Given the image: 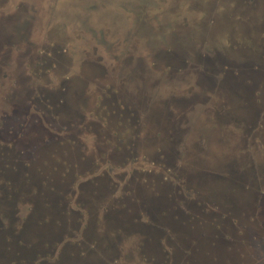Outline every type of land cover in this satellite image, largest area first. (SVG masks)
<instances>
[{"label": "rangeland", "instance_id": "374dc122", "mask_svg": "<svg viewBox=\"0 0 264 264\" xmlns=\"http://www.w3.org/2000/svg\"><path fill=\"white\" fill-rule=\"evenodd\" d=\"M0 25V32L11 27L26 46L35 44V53L52 49L47 67H37L48 59L43 56L32 63L17 56L16 72L56 68L86 85L89 101L96 97L91 80L108 71L111 81L130 86L131 97L140 92L157 101L177 97L180 109L188 105L182 98H194L193 133L185 136L189 147L180 146L179 160L171 154L158 170L168 180L155 184L159 196L146 193L147 211H141V219L133 218L144 202L143 194V202L140 196L130 201L129 218L142 226L152 221L165 224L164 233L169 242L173 240L166 243L170 260L161 264H264V0H0ZM165 56L169 59L163 63ZM200 63L207 66L193 72ZM205 72L209 77L203 76ZM196 78L202 86H195ZM90 104L95 107L93 101ZM112 126L93 125L95 131L86 130L84 144L75 147L35 151L31 178L50 176V168L65 162L79 165V181L98 176L102 186L108 185L110 175L131 167L140 172L155 169L147 161L151 157L144 158L146 152L131 167H120L124 154L117 138L123 136L122 131L112 136L105 130ZM108 143L118 148L110 161L103 159ZM89 170L91 176L85 174ZM171 177L180 185L184 181L185 195L182 191L175 199ZM114 215L128 218L120 211ZM139 238L118 239L121 253L110 263L159 264L138 256ZM149 242L142 251L155 256L157 244ZM93 257L89 258L96 261ZM60 261L54 264L80 262L76 254Z\"/></svg>", "mask_w": 264, "mask_h": 264}, {"label": "flooded vegetation", "instance_id": "af4514ba", "mask_svg": "<svg viewBox=\"0 0 264 264\" xmlns=\"http://www.w3.org/2000/svg\"><path fill=\"white\" fill-rule=\"evenodd\" d=\"M8 14L6 12V17ZM0 33V264H54L56 260L62 262L74 254L80 261L78 264H111L110 260L117 262L116 253H121L116 241L132 235L140 237L138 256L146 258L144 262L161 264L164 260H170L165 224L154 225L152 221L142 226L132 220L137 216L141 219V211H147L146 193L150 197L160 195L156 185L159 180L163 183L168 177L158 170L164 168L166 159L174 154L175 161L179 160L182 154L180 146L184 145L185 150L189 147L185 136L193 133L190 120H194L195 99L182 98L188 105L180 109L177 97L157 101L141 92L138 97H131L130 86L122 84L120 80L111 81L108 71L106 76L102 74L91 80L96 94L94 100H90L96 108L92 107L85 92L86 85H80L77 79L56 68L45 70L53 56L51 47L35 53V44L34 48H31V43L26 46L11 27H6ZM62 55L66 56V51ZM17 56L31 63L41 59L39 56L49 60L44 59V63L36 65L46 66L40 72L25 75L16 72L13 67L19 63ZM168 59L165 56L162 62ZM196 65L198 68L192 71L197 73L199 67L207 66L206 63ZM203 76L209 77L206 72ZM197 78L195 86H202V80ZM209 81L207 79L206 82ZM21 87L26 90L24 94ZM107 109L109 124L113 126L105 130L112 136L122 131L123 140L116 137L117 141L122 142L120 149L124 154L120 167H131L140 161L142 156L139 154L146 152L144 158L147 160L151 157L147 161L155 169L140 172L131 167V171L110 175L106 180L108 185L102 186L97 181L98 176L94 181H90L91 178L79 181V165L65 162L50 168V176L31 178L30 162L35 163L38 158L35 151L51 150L52 146L53 149L84 144L86 130L91 131L93 125L106 127L104 115ZM126 133H129L128 137ZM98 148L103 151V148ZM26 152L32 153L24 160ZM104 152L108 155L103 159L110 161L111 153H118V148L109 144L108 151ZM111 170L114 172L115 168ZM167 170L171 172L170 168ZM63 171L68 174L64 175ZM171 180L176 190L173 193V196L176 194L175 199L182 191L185 195L184 181L180 185L178 178L171 177ZM137 197L142 200L143 206L140 204L139 213L130 219V206ZM22 206L28 208L22 209ZM118 211L124 212L128 218H114ZM37 228L40 230L35 231ZM113 230L116 232L110 235ZM151 236L152 239H149ZM148 241L157 244L155 256L142 251ZM90 256H94L96 261H91Z\"/></svg>", "mask_w": 264, "mask_h": 264}, {"label": "trees", "instance_id": "16d2710c", "mask_svg": "<svg viewBox=\"0 0 264 264\" xmlns=\"http://www.w3.org/2000/svg\"><path fill=\"white\" fill-rule=\"evenodd\" d=\"M105 118L107 119V121H105V124H107L106 122H108L107 125H109L108 117H105ZM112 141H113V139H112ZM110 144H111V143H110ZM100 146H101V145H100ZM87 172H89V171H87ZM87 172H86V173H87ZM86 173H85V174H86Z\"/></svg>", "mask_w": 264, "mask_h": 264}]
</instances>
